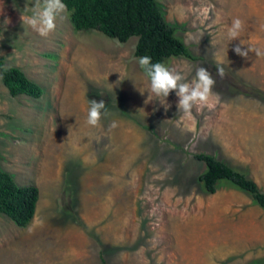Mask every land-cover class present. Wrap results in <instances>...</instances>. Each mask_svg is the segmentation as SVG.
Masks as SVG:
<instances>
[{
	"label": "rangeland",
	"instance_id": "374dc122",
	"mask_svg": "<svg viewBox=\"0 0 264 264\" xmlns=\"http://www.w3.org/2000/svg\"><path fill=\"white\" fill-rule=\"evenodd\" d=\"M158 2L196 56L166 67L182 82L199 67L215 80L190 114L174 91L149 95L135 36L75 31L66 11L41 36L22 19L34 0H0V56L43 88L11 96L0 79V166L38 188L25 227L0 215V264H264V210L227 184L202 192L193 156L246 170L264 192V101L245 92H264V0ZM92 99L107 109L95 127Z\"/></svg>",
	"mask_w": 264,
	"mask_h": 264
},
{
	"label": "trees",
	"instance_id": "16d2710c",
	"mask_svg": "<svg viewBox=\"0 0 264 264\" xmlns=\"http://www.w3.org/2000/svg\"><path fill=\"white\" fill-rule=\"evenodd\" d=\"M66 5L68 20L75 31L95 30L120 43L135 36L133 55L139 59L149 56L153 63L166 66L171 57L195 60L189 46L176 35L181 25L166 21L158 0H62ZM141 68V67H140ZM145 74L144 70L141 68ZM146 76V74H145ZM147 77V76H146ZM0 79L11 96L28 95L39 97L43 88L17 66L5 65L0 56ZM264 101V92L246 90ZM193 156L203 163L197 175L202 192L213 193L227 184L251 198L264 210V192L256 182L240 169L218 159L215 155L199 152ZM1 159V155H0ZM38 188L35 184L17 183L13 173L0 166V215L10 219L17 227H25L32 219ZM101 264L106 261L100 256Z\"/></svg>",
	"mask_w": 264,
	"mask_h": 264
},
{
	"label": "clouds",
	"instance_id": "9594fccd",
	"mask_svg": "<svg viewBox=\"0 0 264 264\" xmlns=\"http://www.w3.org/2000/svg\"><path fill=\"white\" fill-rule=\"evenodd\" d=\"M65 11L66 5L62 0H34L32 15L23 17L22 19L24 23L39 35L47 36L55 30L57 16ZM241 28L242 21L238 18L235 19L228 30L231 40L238 37ZM233 51L242 57L248 55V50L242 51L239 45ZM257 54L260 53L258 52ZM138 63L148 77L149 87L146 90L149 92V95L162 96L166 100L169 94L174 91L178 97L176 107L185 114H190L193 106L196 104L205 105L213 95L212 88L215 80L204 67H199L196 70L195 76L190 82H182L184 80L182 75L170 70L162 63H153L149 56L140 57ZM217 74L223 77V68H218ZM165 100L162 105L167 110L170 105ZM89 105L86 123L95 127L99 124L102 115L107 114L106 104L104 100L97 101L92 99L89 100ZM112 126H115V122H113Z\"/></svg>",
	"mask_w": 264,
	"mask_h": 264
}]
</instances>
